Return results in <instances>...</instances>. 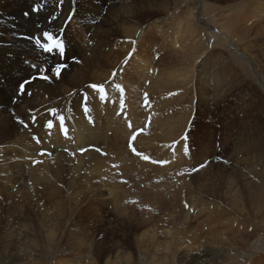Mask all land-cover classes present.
Returning <instances> with one entry per match:
<instances>
[{"label":"bare ground","instance_id":"1","mask_svg":"<svg viewBox=\"0 0 264 264\" xmlns=\"http://www.w3.org/2000/svg\"><path fill=\"white\" fill-rule=\"evenodd\" d=\"M215 3L233 4L218 11ZM45 34L65 46L63 57L36 44L51 43ZM219 43L238 53L258 85L248 82L222 53L224 57L209 51V58L196 61L206 44L216 49ZM263 44L264 0H0V264H26V248H41L40 230L48 243V264L70 255L74 261L95 256L107 263L111 259L112 264L117 255L128 261L125 256L136 230L140 241L163 231L182 241L186 235L195 243L201 239L197 230L189 226L185 214L176 216L165 193L160 194L171 187V174L180 181L184 175L193 176L198 191L241 211L244 220L264 231ZM155 48L160 53L157 60ZM192 58L189 74L190 68L181 67ZM61 65L65 69L57 77ZM45 76L47 80L41 79ZM25 81L22 92L19 86ZM236 89L241 93L237 115L243 116L237 121L234 113L226 112L227 94L234 99L239 96ZM212 108L223 125L220 150L229 162L234 159L236 168L219 166L223 164L217 160L205 163L213 151L202 152L203 133L200 149L193 153L187 147L194 109L208 115ZM61 117L65 137L60 134ZM235 121L245 128L233 134ZM82 150L86 153L79 155ZM202 174L206 176L199 183ZM62 184L71 193V206L91 201L112 204L117 214L128 215L127 222L108 223L106 231V220L93 226L91 246L85 247L81 259L75 257L85 245L86 232L78 226L90 207L67 214L48 209L38 192L40 186ZM7 195L12 202L4 199ZM56 202L64 207V200ZM31 206L42 207L41 222L34 220ZM166 224L170 231H164ZM256 247L251 245L252 250ZM222 252L228 253L200 250L194 263L216 262Z\"/></svg>","mask_w":264,"mask_h":264},{"label":"rangeland","instance_id":"2","mask_svg":"<svg viewBox=\"0 0 264 264\" xmlns=\"http://www.w3.org/2000/svg\"><path fill=\"white\" fill-rule=\"evenodd\" d=\"M183 1L185 2V0H183ZM208 4H210V2ZM215 4L217 5L218 3H215ZM229 4H230V6H229ZM232 4L233 3H226V4H218L217 6L216 5L215 6H216V9H218V11H221V10H227L229 7L232 6ZM223 5H224V7H223ZM241 6H242L241 8L246 9V7L243 4ZM229 13L232 14L233 11L231 10ZM201 37L203 38V40H206L207 35H205V37H204V34H201ZM155 44H156V46H158V43H155ZM221 45L222 44L219 43L218 46H215L216 47V49H215V48H210V46H208V44H206V49H205V47H203V49L201 50V52H202V54L200 55L201 59L198 57V60H196V61L203 62L202 60L209 58V55L207 53L209 51H212L215 55H221V56L224 55L225 58L227 57L226 59L228 60V62H231V64L234 62L235 69H237V72L239 74L243 75L246 78V80H248V82H251V83L258 85V83H257L258 81L254 78L250 67L248 65H246L243 61H239L240 57H239L238 53L237 52L235 53V51H232L231 49L226 47L225 44H223L222 46ZM156 46H154V47H156ZM178 48H180V45L178 43H176L174 49L176 51H179L180 49H178ZM152 50L157 52V53L155 52V54H154L156 57V58L154 57V59L157 60V58H158L157 54H160V53L158 52V49H156V48L152 49ZM205 50H207V51H205ZM203 54H205V55H203ZM192 61H194V58H192L191 61L185 62L184 66H182L181 68L182 69L184 68L183 70H186L190 67H193ZM220 61H221V59H220ZM186 65H188V66H186ZM191 70L192 69L190 68L189 74H191ZM236 91L239 92V96L236 94L237 96L234 97V99L229 96L230 93L227 94L229 97L227 96L228 100H226V101H228L229 106H228V109L226 110V112L234 113L233 116H236L235 120L237 121L238 119H241L243 116H240V115H242L241 113L240 114L238 113L239 115H237V110H240V109L237 108V106H235V105H237L236 99L238 97L237 100L238 101L240 100L239 97H241L240 96L241 93H240L239 89L238 90L236 89ZM232 92L235 93L234 91H232ZM190 93H191V91L189 92V96L191 95ZM262 95L264 98V93ZM211 105L213 106L212 103H211ZM233 108H234V110H233ZM198 113L200 114V117H199ZM224 113H225V111H224ZM118 114H120V112ZM215 115H217V114L213 112V108H212V111L209 110L208 115L207 114H205V115L201 114L199 111L194 109L192 117H191L192 120H190L191 129L190 128L188 129V131H190V133H192V136H190V133H189V135H187V141H188L187 147L189 146L188 147L189 151L193 152V153H195V149L196 150L200 149V146L197 147V144L199 142L200 143L202 142L201 141L202 140L201 133H203L205 138H204V140L202 142V146H201V147H203L202 149H204V150H202V152L203 153L206 152V154H208V153L213 151L212 154L213 155H214V153L216 154L215 156L211 155V160L207 159L205 163L209 165L211 161L215 162L217 160V162L222 161L220 163L223 165L219 164V166H222V167L232 166V167L236 168L234 166L235 164L233 163L234 159H231L232 162H229L228 157L226 159L225 156L223 155V151L220 150V149H222L221 142H222V137L224 135L223 125L221 123H219L220 121H219V119H217V117ZM229 118L231 119L230 114H229ZM236 121L234 123L232 122L235 125V129L233 131V134H236V132L238 133L241 128H243V129L245 128V125H243L241 122H236ZM237 127H239V128H237ZM199 128H200V130H199ZM194 131H195V133H194ZM213 136H215V137H213ZM244 141H245V143H248L247 138L244 139ZM240 142H242V141H240ZM217 162H216V164H217ZM225 162H228L229 165H228V163L226 165ZM208 165H202V166L206 167ZM237 166H238L240 171H241V167L243 168V171H244V167L242 165L240 166L239 163H237ZM251 172L252 171H249V173H251ZM23 173H24L23 176H27L29 174L26 165L24 166ZM173 176L174 175L171 174L170 175L171 178H168L169 179L168 185L171 187H169L167 189V191L165 190V191L161 192L160 194H161V196H164V193H165L164 198H165L166 204H167L168 208H170L171 211L174 214H176V216L184 217L186 215L184 217V218H186L185 220H187L190 227L197 230L201 239H198V240L196 239L194 241L195 243L192 244L191 242H188L190 240L188 239V237L186 235H184L185 239L183 237H181V238H183V241H182L177 236L171 237V236H168L166 233H163V231L162 232L160 231L154 235V238L151 237L152 236L151 234H150V238L148 236L144 237L145 239L142 238V241H143L142 242L139 240V238H141L140 237L141 233H139L138 230H136V231L132 232V236H131V239H132L131 242L132 243L130 244V249L127 250V255L125 256V257L129 256L128 261L124 257H120V255H117V258L113 259V260H115V263H112V264H142V263L143 264H195L194 263L195 258H196L195 256H197V253L200 250L202 252L205 250L209 251V249H213L215 251V250H217V248L219 250H223V251L227 250L228 253L226 252L224 254L222 252V254L219 255V257H222L221 260L219 258L216 260V262H214L213 260L207 259L206 260L207 264H209V263L210 264H243V263L244 264H260V263L264 264V248L262 250H258V247H256V246H259V247L264 246V243H263L264 242V231L263 230H261L259 227H258L259 229L256 228L255 224L252 223L251 221H248L247 219L244 220L243 219L244 216L241 214V211L237 212V210L230 208L222 200H219V199L217 200V198H215V197L205 195L203 193V191H198V189H197L198 187H197L196 182H195L196 178H193V176L184 175L186 181L185 180L180 181L177 179V177H175V176L173 177ZM205 176H206V174L199 175L197 181L199 183H201L205 179ZM251 177L252 178L254 177V179H255V176L253 174L251 175ZM256 180H258V178ZM216 183H217V181H214V185ZM220 183L221 182L219 181V184ZM44 187H46V186H44ZM44 187H41V186L38 187V189H39L38 192H40L41 195H43L42 199H44V204L47 205L48 209H57V210H60L62 212H65L66 214H67V212L68 213L82 212L85 208L87 209V207H90V209H91L90 211H88V214H85V213L83 214L85 222H81V224L78 226V227H81L82 229H84V231L86 232V235H85L86 241H85V245H84V243H81L84 246H82V248L79 252V255H76V257L74 256L75 258L78 257L79 259H81L80 257H82V255L85 251V247L87 246V250H88V247L91 246V238L95 234V230L93 229V226L98 225L100 220H101L102 224H103V221L106 220L105 231L109 226H111V223H114L115 221L127 222L128 217H126V216H128V215L125 216L124 214H117L116 209H114V206L112 204H110V205L108 204L106 206L102 205V204L96 205V204L92 203V201H91L88 203H83L81 205L71 206V201H72L71 196H70L71 193L68 192L66 185L62 184V185H57L54 187L48 186L47 189H44ZM174 187H176V188H174ZM85 188L88 190L89 187H85ZM191 189L193 192L191 194H189L191 192ZM178 190H179V192L177 193ZM255 190H257V189L252 188L253 192ZM174 191H176V192H174ZM187 192H189V193H187ZM48 193L55 195L56 201L59 199L64 200V207L58 206L57 202L55 201V198L49 197ZM197 193L199 194V196ZM174 194H176V195H174ZM197 196H198V201L197 200L195 201V199H197ZM60 197H62V198H60ZM164 198H163V200H164ZM190 198L192 199V201ZM199 198H200V201H199ZM4 199L8 200L9 202L13 201V197L11 195L5 196ZM209 202H210V204H209ZM80 206H83V207H80ZM98 206H100V207H98ZM134 206H135V204L127 206V209H131ZM183 206H184V208H183ZM196 206L198 207L197 209H196ZM192 207H193V209H192ZM203 207H204V209H203ZM226 207H228V208H226ZM28 209L31 211V214L33 215L34 220L37 222H41L40 216H41V214L43 215L42 207L39 206L38 208H34V206H31ZM121 209H125V208H121ZM224 209H226V210H224ZM253 214L254 213H252V215ZM256 215L258 217H260L261 213L256 214ZM263 217H264V215H263ZM256 221L257 220H255V222ZM49 222H52V221L49 220ZM138 222L141 223V221H138ZM108 223H110L109 226H108ZM92 224H95V225H92ZM102 224L100 227V231L104 228ZM113 225L114 224H112V226ZM145 229H141V230L143 231ZM164 229H165L164 230L165 232L170 231V229H168L167 224H166V226H164ZM77 230H75V231L72 230V233H77ZM152 234H154V233H152ZM224 235H227L228 237L224 236ZM229 235L231 237H229ZM235 236H236V238H235ZM43 237H44V235H43ZM40 238H41L42 242H40L41 248L39 250L35 251L32 248H30L29 246L26 248V260L24 263H26V264H48L49 254L47 253L48 246H46V245H48V243L44 240L45 238H42V231L41 230H40ZM212 238H214L215 240H217V238H218V240H220V241L217 240V242L214 244L215 240H213V242H212ZM87 239H88V241H87ZM103 240H104L103 234L100 233L99 241H103ZM202 240L204 241L203 242L204 244L201 243ZM256 240L259 242H257ZM221 242H223V243H221ZM217 243L220 244V247L217 246ZM27 245H29V244H27ZM251 245H254L256 247V249L254 248L252 250ZM207 247H209V248H207ZM254 251L256 252V254ZM88 253L90 254V251L86 252V254H88ZM245 253H248V254L246 255ZM94 257L90 256V258H89V257L85 256L82 261H74L73 255H70L64 259H59V257H58V259H54L52 262H54L55 264H61L60 263L61 260L67 259L68 262H66V264H111V259H109L108 263H107V262H105V260L98 261V259H96ZM180 257H182L183 259L180 260ZM251 258L253 261L252 263H251Z\"/></svg>","mask_w":264,"mask_h":264},{"label":"snow or ice","instance_id":"3","mask_svg":"<svg viewBox=\"0 0 264 264\" xmlns=\"http://www.w3.org/2000/svg\"><path fill=\"white\" fill-rule=\"evenodd\" d=\"M44 39L50 41L51 43L48 44V45H43V44L40 43L39 40H37V41H36V44H37L38 46L42 47V48L44 49L45 52H51V51H53V49H58V50H59V53H60V56L63 57V54H64V46H63V44H62L60 41H58V40L53 41L52 36H50V35H48V34H45ZM61 71H62V68H61V67H57V68H56L55 75H56L57 77H59L60 74H61ZM114 75H115V74H114ZM41 79H45V80H47L48 77H46V76H45V77H41ZM91 87H93V88H97L98 91H101V92L103 91V87H102V86L98 87V86L92 85ZM117 87H119V86L117 85ZM20 90H21L22 92L24 91V86H23V85H21V89H20ZM121 91H122V89H121ZM101 98L103 99L104 97H101ZM86 111H87V110H86ZM60 120H61L60 127L63 129V118L61 117ZM48 127H49V128H52L53 125H52L51 123H49ZM130 127H131V126H130ZM135 139H136V135H133V136H132V140H135ZM38 142H39V141H38ZM133 151H135V149H133ZM42 155H43V153H42Z\"/></svg>","mask_w":264,"mask_h":264}]
</instances>
